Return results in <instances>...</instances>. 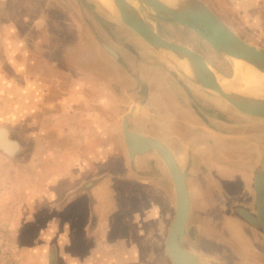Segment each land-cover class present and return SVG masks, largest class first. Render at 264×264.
<instances>
[{
    "label": "rangeland",
    "instance_id": "obj_1",
    "mask_svg": "<svg viewBox=\"0 0 264 264\" xmlns=\"http://www.w3.org/2000/svg\"><path fill=\"white\" fill-rule=\"evenodd\" d=\"M92 1L99 3L106 12L103 14L95 10L94 13L102 19L105 25H110L115 34H122L125 31L123 23L103 7L102 0ZM200 1L241 39L248 44L264 49V0ZM144 18L161 36L172 41H182L198 52L206 60L211 70L228 79L233 78L232 64L225 61L221 54L217 53L195 32L159 19L148 16H144ZM98 22L77 0H0V126H6L10 138L17 140L20 144L19 151L12 157H7L0 152V264H124L126 260L135 258L131 255L122 256L120 261L117 256H109L108 248L100 242L104 238V232L107 231L106 224L101 222L97 228L87 229L90 232L88 235L96 232V240H89L85 238L86 233H81L80 224L78 226L74 216L73 222L75 221V223L70 221L71 223L67 226L59 219V216L62 217V212L51 205H55L60 200L64 192L62 190H66L72 184L75 185L76 182L73 183L70 180L72 177L69 175L62 176L68 180V184L61 186L60 180L56 176L62 172L65 173L63 171L65 169L61 167V155L67 156L63 161L64 166L68 167L75 163L68 157H71L74 149L81 147L77 144L78 130L75 129L74 139L59 136L56 140V129L53 127V121L48 119L49 116L45 129L42 124L44 120L41 122L39 120V116L43 117L44 113L23 111L27 104L25 102L23 106L22 93L14 94V91L9 87L13 81L6 80V77L13 72L11 69L13 64L9 65L5 62L8 52L11 53V56L21 60L20 64L14 65L16 71L22 72L25 68L33 74L50 77L55 74L64 75V72L69 73L73 69L76 74L79 70L85 75V80L80 77L81 82L87 84L85 87L80 84L82 88L88 89V85L91 87L92 81L94 86H101L98 85L101 83L103 88L107 89L103 91L104 93L108 91L112 94L111 101L107 100L108 106H106V102H97L91 98H89V103L94 104L99 113L109 114V122L118 125L121 116L126 114L130 106L137 102L141 106L143 103L146 104L148 99H146L147 97L143 98L139 90L135 96L133 92L130 93L133 96L126 95L125 92H130L125 89L126 85L118 84L116 79L119 78V75L123 78L128 77L104 49L103 44L108 47L112 44L109 37L99 27ZM50 29L55 35L47 37ZM60 29H62V34H60ZM66 29H69L68 33L64 32ZM57 35L59 38L56 37ZM8 37L14 40L15 50L14 48L10 51L6 49ZM52 37L53 41L56 37V42L61 45V50H64L63 54L61 52L54 56L46 51L44 47L46 39H52ZM60 38L61 40H59ZM68 47H70L71 54L66 50ZM12 51L14 52L12 53ZM155 52L158 61L168 63L167 69L178 71L156 50ZM64 54L70 57L66 60L63 57ZM22 56L24 57L22 58ZM24 58L30 64L22 62ZM51 58H56V61L59 59L61 63L55 64ZM60 66L65 69H60ZM155 71L156 77L161 81L165 73L159 68ZM176 74L185 78L179 72ZM97 78L98 82H96ZM65 84L66 82L63 83V85ZM36 85L38 84L36 83ZM141 85L146 84L143 82ZM158 85H161V82ZM74 86L77 87V85ZM37 90H39L38 86ZM35 91L36 96L37 92L35 93ZM202 91L206 93L209 104H216L218 113L223 114L225 122H233L237 125L234 129L239 132V136L242 138L235 141L248 144L250 147L248 152L247 148L232 150L234 151L231 152L234 158L233 162L226 161L224 155L218 154V164H233L243 168L248 161L253 159L258 161L263 151L264 119L246 116L219 95L218 101L214 99V92L208 89ZM26 97L28 99V96ZM12 99L16 103H13ZM49 99L51 100V98ZM31 100L35 101V98ZM218 125L221 127L225 124L218 123ZM107 132L109 133V129ZM110 132V135L107 134L105 150L100 153L97 162L99 164L110 163L111 168L119 173L111 178L112 183L121 181L123 184L121 186L123 193L121 194L125 195L124 198L127 202L137 199L134 192L136 186L144 189L147 184L151 187V190L142 191L144 205L142 204V207L136 212L137 215L133 212V205L127 206L125 209L128 213L133 212L129 214L128 218L133 223L131 226L133 230L135 232L142 230V234L137 232L134 237L127 239L128 246L134 248L136 246L139 252L137 259L141 264H172L165 251V239L174 216V191L165 165L154 151L145 156L143 164L140 162V157H136L130 164L119 127L110 130ZM188 135L189 133H187ZM196 136H198V132H196ZM161 137L166 138L163 135ZM71 140H77V142ZM252 141L260 144L259 151L252 150L255 147L251 144ZM176 154L181 169L184 170L183 160L179 158L183 153L178 151ZM149 163H153V165ZM80 164H82L80 166L86 165L81 162ZM263 164L261 160L259 166L262 167ZM73 168L75 167L73 166ZM131 169L134 171L133 173ZM152 169L156 172L157 169H162L164 172L160 170V174L140 177L138 171H151ZM218 169L220 170V168ZM243 169L247 171L248 178H250V168L244 167ZM135 170H137L136 173ZM99 174H88L87 178H97L100 176ZM78 178L82 177L78 176ZM244 178L245 182H248L247 178ZM228 179L227 176L219 172L218 175L210 173L206 176L189 177L190 211L185 225L186 235L183 238L182 246L196 253L202 264H261L264 262L263 236L259 234L258 240L254 241L251 234L254 229L235 211L236 204L242 202V198L240 197L239 200L238 197L229 198L231 200L228 201L230 207H221L222 200L225 197H232L238 183L235 181L236 176L234 175L233 180ZM240 184L245 185L243 178ZM190 230H195V232L192 231L194 238L189 235ZM237 230H241V234L249 237L251 243L247 241L246 244L243 241L242 244L237 241L235 239ZM248 242L250 247L255 246L257 249L255 254L263 256L258 257L252 252H248L249 250L246 249V246H249ZM52 250L54 257L51 263ZM108 258L111 259V263ZM117 260L119 261L117 262Z\"/></svg>",
    "mask_w": 264,
    "mask_h": 264
},
{
    "label": "crops",
    "instance_id": "obj_2",
    "mask_svg": "<svg viewBox=\"0 0 264 264\" xmlns=\"http://www.w3.org/2000/svg\"><path fill=\"white\" fill-rule=\"evenodd\" d=\"M88 13L90 12L88 11ZM68 31L69 29H66L64 32L68 33ZM61 32L62 29H60V34H62ZM54 35L55 33L51 29L47 33V37H51ZM59 36L57 35L56 37L59 38ZM55 38L54 41H53V37L52 39L51 38L46 39V44L44 45V47L46 51L53 54L54 56H57V54H60L61 52H62L61 54H63L64 50L63 51L61 50L62 47L60 44L56 42ZM59 40H61V38ZM6 41L8 43V45H6V49L9 51L12 50L15 47L14 40H11L8 37ZM66 50L69 51L70 47H68ZM13 52L14 51H12V53ZM68 53L71 54L72 52L69 51ZM23 57L24 56H22V58ZM63 57H65L67 60V58H69L70 56L64 54ZM20 61L21 60L16 59L15 56H11L10 52L7 53L5 62L6 64L9 65L13 64V68L11 67L13 72L12 74L6 77V80L13 81L12 82L13 84H10L9 87L11 88L12 91H14L13 92L14 94H16V92L22 93L23 106L25 105V102L27 104L23 111L26 112L38 111L39 113L40 112L44 113L42 114L43 117L41 115L39 116V120L40 122L44 120V123L42 122V124L45 129L47 128L46 120L47 117L49 116L48 119H51V121H53L54 123L53 127L56 129V133H55L56 140L58 139L59 136L65 138L70 137L74 139L73 134H75V129L77 128L78 130L77 133L78 142L77 140H71V141H74L75 143L77 142V144H79L81 147L74 149V152L71 153V157H68V159L74 160L75 163L69 165L68 167L64 166L63 161H65L67 156L61 155L60 158L62 160L61 167L62 169H65L63 170L65 171V173L62 172L60 173L59 176H56L60 180L59 184H61V186H63L64 184H68V180L66 178H63L62 176L69 175L72 177L70 180H72L73 183L74 182L76 183L75 185L74 184L70 185V187H68L66 190L65 189L62 190V192L63 191L64 192L60 200L57 201L55 205H51V206L57 208L59 211L62 212V217L59 216V219L62 221V223L66 224V226L71 223L70 221H72V223H75L76 221L78 226L80 224V230H82L81 233L83 234L86 233L87 235L85 236V238L89 240L91 239L96 240V235H95L96 232L94 231L90 235H88L90 232H88L87 229L90 230L91 228H97L101 222L106 224L107 231L104 232V238L100 242H102V244L108 248L107 251L110 254L109 256L112 257L117 256L121 261L122 256L127 257L131 255V256H135L134 260H126L124 264H141L139 262V259H137L139 252L137 251L136 246L134 245L135 248L128 246L129 242L127 243V239L134 237V235H136L137 232H140L142 234V230H138L135 232V230H133V227H131L133 223L131 219L128 218H129V214L133 212H135V215H137L138 213L136 212L142 207V204L144 205L142 191L146 192L147 189L151 190V187L147 184L144 189L142 187L139 188L136 186V189L134 190L136 195L135 194L134 195L135 197L137 196V199L130 200L127 202L126 199L124 198L125 195L123 196V194H121L123 193L122 191L123 188H121L123 184H121V181L117 183H112L111 181L112 180L111 178L113 176H117V174L119 173L115 171L114 168H111L109 162H108L109 164H107V162L102 164H99V162H97L98 158H100L99 156L100 153H103L105 150L104 148H105V144L107 143V134L110 135L111 133L110 130L112 131L113 129H117V127H119L122 141L125 144L122 135L121 126H122V118L127 114H128L127 117L128 130L161 140L172 152L179 166H180V162L177 160L178 156H176L177 155L176 153H178V151L180 152L182 151L183 154L179 156V158L183 160L184 163L183 167L186 168L185 181L188 191H189L188 179L191 176L193 177L206 176V175H210V173L212 174L214 173L218 175V172L220 174H224L225 176H227L229 178L228 180H233L232 179L233 175L236 176L235 181L238 183L236 185V189L234 190V194H232V197H225L222 200L221 207L224 206L230 207L228 201L231 200H229V198L232 199L233 197L234 198L238 197L239 200V198L241 197L242 202H238L236 204V208H235L236 213L238 208H242L246 210L253 218L250 212H252L251 210H253V198L254 195H256L254 189V174L256 172H260L264 176V164L262 165V167L259 166L261 160L262 163H264V144H262L263 151L259 157L260 161L259 160L256 161L255 159H253L252 161H248L246 165L244 164V167H246V169L250 168L251 170V173L249 174L250 178H248L247 171L243 169L244 167L242 168L238 165L235 166L233 164L231 165L218 164V154L224 155L226 161L233 162L234 158L232 157L231 152L234 151L232 150H237L239 148H245V149L247 148V152L249 151L250 147L248 146V144L246 145L245 143L235 141L239 138H242L241 136H239V132L236 129H234L237 126L235 123L222 122L220 124H225V125H221L220 127L218 125V120L210 119L213 126L208 127L204 125L202 122H200L189 110L183 108L179 112L177 111V113L181 114L180 116H182L181 117L182 120H180V118L178 119L175 118V120H178V122H176L174 121V118L172 119L170 117V113L168 110L160 107L161 105H163L164 102L161 99H157L156 96L152 95L148 91L146 99H148L149 103L148 102H147L148 104L143 103L141 106H139L140 104H138L137 102V104L130 106L126 111V114L121 116L119 124L114 125L111 122H109L110 120L109 114L99 113L98 108H95L94 104L89 103V98H91L92 100H96L97 102L100 101L106 102L107 104L106 106H108L107 100L111 101V98L113 96L108 91L106 93L103 92L104 90L107 89L103 88V85L101 83H98V85L101 86H94V83H92L91 81V84L89 83L91 87H89L88 85V89L82 88L81 86L83 87L87 86V84L85 82L84 83L81 82L80 79L81 77L82 80H85V75L82 72L81 74L77 69H76L77 70L76 74L74 73V69H73V71L69 72L70 74L64 72V75L58 76L55 74L50 77L47 76L42 77L41 74L38 75L33 74L30 70L27 71V69L25 68H23L22 72L16 71L14 65L20 64L19 63ZM23 61L27 63V61H25V58L24 60H22V62ZM51 61H55L53 62L55 64L61 63L59 59L58 61H56V58H53ZM77 63L79 62L77 61ZM116 65L119 67L117 63ZM59 68L62 70L65 69V67L63 68L62 66H60ZM125 75L128 78H123L121 75H119V78H117L116 80L118 84H120L121 86L126 85L125 89L130 91L129 93L125 92L126 95L127 94L132 95L130 93L133 92L135 96L136 95L135 85L137 79L134 78L132 74L125 73ZM140 79H142L143 81L146 79V77L142 76L140 77ZM98 81L99 79L97 78L96 82ZM142 81L138 83H142ZM65 82L66 84L63 85V83ZM36 83L38 85H36ZM80 84L82 85L80 86ZM74 85H77V87ZM37 86L39 90H37ZM33 89L37 90V91L34 90L35 93L37 92L36 96L34 94V91L32 93ZM26 96H28V99ZM33 97L35 98V101L31 100V99L34 100ZM49 98H51V100ZM11 101L13 103H16L13 99ZM114 107L113 109H115ZM253 118H258V117H253ZM184 119L185 121L189 120L191 124L185 126L184 124L188 122H184ZM260 119H264V118H260ZM0 127L5 128L6 126H0ZM108 129H109V133L107 132ZM196 132H198V136H196ZM187 133H189L188 136ZM162 135L165 136L166 138L161 137ZM263 136H264V132H263ZM210 138L211 140L213 138V140L211 141ZM251 144L255 146L254 149L252 148L253 151L260 150V144L254 143L253 141ZM125 148H126V144H125ZM19 149H20V144H19ZM62 154H65V152H62ZM148 154L149 153L147 152L140 155H136L134 160L136 159V157H140L141 158L140 162L143 164L145 162L143 160H145V156ZM127 156H128V151H127ZM7 157H12V156H7ZM80 162L85 163L86 165L80 166L82 165L80 164ZM102 162L104 161L102 160ZM129 163L132 164L130 159H129ZM73 166L76 169L73 168ZM142 166L144 167L145 165ZM144 168H147V166H145ZM165 168L168 172L166 165ZM218 168H220V170ZM157 170H158L157 172H161L160 170L162 169L160 170L157 169ZM136 171L137 170H135V173ZM133 172L134 171L132 170V173ZM162 172L164 171L162 170ZM97 173H100L99 177L93 179L92 177L87 178L88 174L97 175ZM139 175L140 177L142 176L145 177L147 174H139ZM78 176H81L82 178H78ZM244 177L247 178L248 182H245ZM61 178H63L64 180L63 179L61 180ZM242 178H243V183H245V185L240 184ZM116 180L118 181V179ZM130 205L134 206L133 212L130 211L128 213L125 209L127 208V206L130 207ZM174 211H175V194H174ZM76 214L77 216H75ZM73 216L75 220L74 222H73ZM239 217L241 216L239 215ZM242 219L246 221L247 224H249V226L254 229V231H252L251 233L254 241L258 240L257 238H259L258 237L259 234H262L263 246H264V233H263L264 229L261 226L263 229L262 232V230H260L258 226L254 225L256 222H258V220H255L253 218L254 222H249L244 218ZM192 231L195 232V230H190L189 235L190 236L192 235V237L194 238V233ZM185 235H186V226H185L184 236ZM235 239L237 241H240V243L244 241L246 244L247 241L249 242L251 241L249 240V237L247 238L243 235V233L241 234V230L236 231ZM185 249L188 250L187 248ZM246 249L249 250L248 252H252L253 255H257L255 254V252L257 251L255 246L250 247L249 245L246 246ZM262 254H264V248ZM261 255L259 254L257 256L259 257ZM197 258L199 260L198 256ZM108 260L111 263V259L108 258ZM119 260H117V262ZM261 264H264V262Z\"/></svg>",
    "mask_w": 264,
    "mask_h": 264
},
{
    "label": "water",
    "instance_id": "obj_3",
    "mask_svg": "<svg viewBox=\"0 0 264 264\" xmlns=\"http://www.w3.org/2000/svg\"><path fill=\"white\" fill-rule=\"evenodd\" d=\"M79 1L90 13L93 12L92 6L87 0ZM135 1L145 9V16L190 28L217 53L242 60L264 72V49L248 44L241 39L202 1L180 0L176 5H169L161 0ZM112 4L117 11L115 17L137 33L175 68L177 66L170 55L186 61L189 74L181 70L177 72L198 86L215 92L240 113L251 117L264 118V100L236 91L224 90L218 83L216 75L200 54L186 45L166 39L158 34L146 23L144 16L140 15L126 0H112ZM94 17L102 23L97 16L94 15ZM103 47L109 54L116 57V53L110 47L104 44ZM127 117L128 114L122 118L121 128L129 159L132 161L137 154H143L151 149L155 150L166 165L173 183L175 211L165 239V249L169 260L173 264H201L196 254L186 250L181 245L190 209L189 194L185 181L186 171L181 169L174 155L164 143L158 139L128 130ZM8 135V131L4 127H0V151L7 156H13L19 150V143L9 138ZM254 189L258 222L264 229V216L262 213L264 176L260 172L254 174ZM237 213L245 220L254 222V219L246 210L238 208ZM53 257L54 252L52 250L51 263Z\"/></svg>",
    "mask_w": 264,
    "mask_h": 264
},
{
    "label": "flooded vegetation",
    "instance_id": "obj_4",
    "mask_svg": "<svg viewBox=\"0 0 264 264\" xmlns=\"http://www.w3.org/2000/svg\"><path fill=\"white\" fill-rule=\"evenodd\" d=\"M87 1L92 6L93 12H91L90 15L92 16L93 19H95L93 17L94 16L93 14H95L94 13L95 10H98L101 13L106 14V12L103 10V8L100 6L99 3H97L96 1H92V0H87ZM84 9L88 12V10L85 7ZM95 16H97L101 20L102 23L99 24L100 22H98V25L102 29V31L106 34V36L109 37V40L112 44L110 48L116 53V57L112 55L110 56L116 61L119 67L126 74L127 73L132 74L133 77L137 79V82L135 85V93L139 90L141 96L144 98L147 96L148 91H149L154 96H156L157 99H161L164 103L160 107L168 110L170 113V117L172 119L174 118V121L176 122H178V120H175V118L176 119L180 118V120H182L181 119L182 116H180L181 114L177 113V111L179 112L182 108L189 110L200 122H202L204 125L208 127L213 126L210 119L218 120V123L225 122V120H223V114L221 112L218 113V107L216 106V104L213 103L214 105H211L207 102L206 93L202 91L203 89L206 90V88L199 87L197 84L187 80L186 78L179 77L178 74H176L177 70L174 71L172 69L173 71L172 70L170 71L169 69H167L168 63L164 61H161V62L158 61L154 48H152L146 41H144L137 33H135L131 28H129L125 24H123L125 26V31H123L122 34L117 35L112 31L110 25L108 24L105 25V23L102 21V19L98 15L95 14ZM146 23L149 25L148 22ZM169 23H172V22H169ZM172 24L180 26L181 28H185L189 31H192L190 28L184 27L180 24H177V23H172ZM196 35L199 36L197 33ZM175 42L185 45L184 43H182V41H179V40ZM158 68L161 69L165 73V76L162 77L161 81H159L158 77H156L157 75H156L155 69H158ZM159 73L160 72L158 71V74ZM142 76L146 77L145 79L146 81L145 80L142 81V79H140V77ZM141 81L142 83L145 82L147 86L141 85L142 83H138ZM160 82H161V85H158V83L160 84ZM214 96H215L214 99L218 101V95L215 92H214ZM184 122H188L184 124L185 126L188 124H191L189 120L185 121L184 119ZM151 151H154L159 156V154L153 149L147 152L149 153ZM137 155H140V154H137ZM159 158L161 159L160 156ZM133 161L134 159L131 162ZM161 161L163 160L161 159ZM150 165H153V163H151ZM184 170L186 171V168H184ZM138 172L139 174H147V175L160 174V172H156L153 169L151 171H145V172L138 171ZM255 197L256 195H254L253 210H251L252 212L250 213L252 214L255 220H259L258 211H257V203H256ZM262 199H263L262 213L264 216V190L262 191ZM254 225L258 226L260 230H262L263 232V229L258 222H256Z\"/></svg>",
    "mask_w": 264,
    "mask_h": 264
},
{
    "label": "bare ground",
    "instance_id": "obj_5",
    "mask_svg": "<svg viewBox=\"0 0 264 264\" xmlns=\"http://www.w3.org/2000/svg\"><path fill=\"white\" fill-rule=\"evenodd\" d=\"M132 5L140 15L145 16V9L135 0H126ZM169 5H176L180 0H161ZM103 7L112 15L117 16V11L112 4V0H102ZM148 22V21H147ZM170 55V54H169ZM225 61L232 64L233 78L228 79L220 73L212 72L220 86L226 91H236L247 96H253L264 100V72L256 69L252 65L231 57L221 55ZM176 64V69L189 74V68L185 60L170 55Z\"/></svg>",
    "mask_w": 264,
    "mask_h": 264
}]
</instances>
